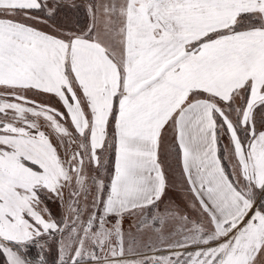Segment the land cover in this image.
Returning <instances> with one entry per match:
<instances>
[{
  "label": "snow or ice",
  "instance_id": "obj_1",
  "mask_svg": "<svg viewBox=\"0 0 264 264\" xmlns=\"http://www.w3.org/2000/svg\"><path fill=\"white\" fill-rule=\"evenodd\" d=\"M0 264H264V0H0Z\"/></svg>",
  "mask_w": 264,
  "mask_h": 264
}]
</instances>
